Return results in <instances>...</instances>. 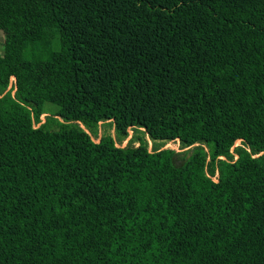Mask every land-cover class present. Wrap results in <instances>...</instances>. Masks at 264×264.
Returning a JSON list of instances; mask_svg holds the SVG:
<instances>
[{
    "label": "trees",
    "instance_id": "1",
    "mask_svg": "<svg viewBox=\"0 0 264 264\" xmlns=\"http://www.w3.org/2000/svg\"><path fill=\"white\" fill-rule=\"evenodd\" d=\"M0 31V264H264V0H0Z\"/></svg>",
    "mask_w": 264,
    "mask_h": 264
},
{
    "label": "rangeland",
    "instance_id": "2",
    "mask_svg": "<svg viewBox=\"0 0 264 264\" xmlns=\"http://www.w3.org/2000/svg\"><path fill=\"white\" fill-rule=\"evenodd\" d=\"M4 43H5V34L2 31H0V55H3ZM14 86H15V79H12V81H11V88H12L13 91H15ZM47 110L49 112L53 113V114L56 112V108L53 107V106H48L47 107ZM47 116H48V114H43L41 116V123L40 124H35V127H38V126L42 125L43 123H45ZM103 124H105V123H101V125H103ZM112 134H114V131H112ZM94 141L99 142V139H94ZM126 143L127 142H125L124 145ZM239 144H240V142L238 141L236 145H239ZM177 146H178L177 143L171 142L166 147L167 148L177 149ZM215 181H217V180L215 179Z\"/></svg>",
    "mask_w": 264,
    "mask_h": 264
},
{
    "label": "built area",
    "instance_id": "3",
    "mask_svg": "<svg viewBox=\"0 0 264 264\" xmlns=\"http://www.w3.org/2000/svg\"><path fill=\"white\" fill-rule=\"evenodd\" d=\"M168 145V144H167ZM178 147V146H177Z\"/></svg>",
    "mask_w": 264,
    "mask_h": 264
}]
</instances>
